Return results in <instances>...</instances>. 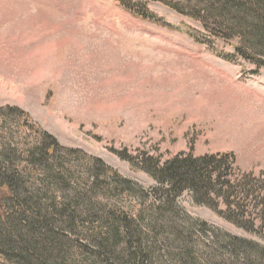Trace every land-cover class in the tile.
<instances>
[{"label":"rangeland","instance_id":"1","mask_svg":"<svg viewBox=\"0 0 264 264\" xmlns=\"http://www.w3.org/2000/svg\"><path fill=\"white\" fill-rule=\"evenodd\" d=\"M183 10L158 0H0V147L16 144L24 155L49 132L64 146L59 164L80 188L91 187L96 210L134 218L152 199L144 203L116 181L127 178L135 190L158 185L137 165L142 153L162 163L233 153L240 172L264 174V67L236 52L241 37H215ZM105 176L116 180L101 183ZM178 203L214 227L194 236L200 256L219 253L211 241L223 232L264 244L189 191ZM168 252L164 246L156 264H182Z\"/></svg>","mask_w":264,"mask_h":264},{"label":"trees","instance_id":"2","mask_svg":"<svg viewBox=\"0 0 264 264\" xmlns=\"http://www.w3.org/2000/svg\"><path fill=\"white\" fill-rule=\"evenodd\" d=\"M158 1L184 15L185 6L189 9L186 14L201 20L215 37H241L236 52L264 67V0ZM143 14L155 19L153 14ZM2 111L0 107V115ZM21 113L29 116L24 110ZM43 135L24 155L16 144L0 147L3 264H156L164 246L170 251L167 255L182 264H264L263 243L228 232H223L224 237L214 235L211 243L219 252L214 259L200 256V250L199 254L193 250L194 236L214 227L188 215L178 203L189 191L197 204L264 237V174L240 172L233 153L180 154L165 163L147 153L137 156V165L158 185L146 190L137 184L135 190L127 178L116 181V187L121 185L123 192L136 199L144 203L152 199L134 218L111 208L97 211L89 195L91 187L80 188L70 168L59 164L57 155L64 146L49 132L43 131ZM19 153L21 163L17 164ZM93 160L105 173L116 174L100 159ZM114 176L100 181L116 180ZM97 178L93 193L100 186ZM72 246L81 254L75 255Z\"/></svg>","mask_w":264,"mask_h":264},{"label":"bare ground","instance_id":"3","mask_svg":"<svg viewBox=\"0 0 264 264\" xmlns=\"http://www.w3.org/2000/svg\"><path fill=\"white\" fill-rule=\"evenodd\" d=\"M38 36V35H37ZM17 39V38H16ZM13 41V40H12ZM7 42V41H6ZM37 44V43H36ZM18 45V44H17ZM7 47V46H6ZM261 96V95H260Z\"/></svg>","mask_w":264,"mask_h":264}]
</instances>
